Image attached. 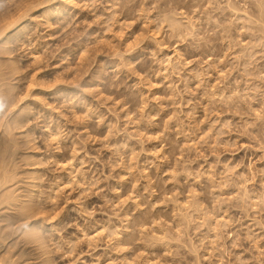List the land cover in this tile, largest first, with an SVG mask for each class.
<instances>
[{
	"label": "rangeland",
	"instance_id": "374dc122",
	"mask_svg": "<svg viewBox=\"0 0 264 264\" xmlns=\"http://www.w3.org/2000/svg\"><path fill=\"white\" fill-rule=\"evenodd\" d=\"M43 1L0 0V261L264 264V0Z\"/></svg>",
	"mask_w": 264,
	"mask_h": 264
},
{
	"label": "bare ground",
	"instance_id": "6f19581e",
	"mask_svg": "<svg viewBox=\"0 0 264 264\" xmlns=\"http://www.w3.org/2000/svg\"><path fill=\"white\" fill-rule=\"evenodd\" d=\"M45 2H47L46 4H48L49 5V3H51V5H52V12L53 11H59L60 10V8H62L63 6L66 8V9H68V10H71V9H73L74 8V3H73V0H45V1H43V3H45ZM227 2H228V0H227ZM43 3H40L41 5L43 4ZM40 4H39V6H40ZM232 3H231V1L229 0V5H231ZM258 4V3H257ZM63 5V6H62ZM260 5V4H259ZM262 5V4H261ZM62 6V7H61ZM255 6V5H254ZM227 7V6H226ZM235 6H229V8H232L231 10H233V8H234ZM255 7H257V6H255ZM50 9V8H49ZM63 9V8H62ZM253 9H254V7H253ZM259 9V8H258ZM258 9H257V11H258ZM261 9V8H260ZM234 10H235V8H234ZM237 10V9H236ZM255 10V9H254ZM253 10V11H254ZM233 12H235V13H238V10L237 11H233ZM260 11H258V15L260 14L259 13ZM26 13V12H25ZM28 13V12H27ZM30 13V12H29ZM50 13V12H49ZM54 13V12H53ZM254 13V12H253ZM255 13H256V11H255ZM56 14H57V12H56ZM261 14L263 15V12H261ZM255 15V14H254ZM253 15V16H254ZM262 15H259V17L261 18V20H262V17L264 16H262ZM46 17H47V15H45ZM258 17V18H259ZM50 18V17H49ZM19 19V18H18ZM21 19V18H20ZM256 19H257V17H256ZM7 21H8V19H6ZM5 20V21H6ZM10 20V19H9ZM12 20V19H11ZM10 20V21H11ZM49 20V19H48ZM264 20V19H263ZM5 21H3V22H5ZM6 21V22H7ZM9 21V22H10ZM258 21H260V19L258 20ZM257 21V22H258ZM3 22H2V24H3ZM14 22V20L12 21V22H10V23H8L7 22V24H5L4 23V26L2 25V24H0L1 25V27H0V40H2L3 38H6L12 31H14V30H16L17 28H14L13 26V23ZM259 23V22H258ZM262 23V22H261ZM15 24V23H14ZM261 26V25H260ZM262 27V26H261ZM263 29H264V27H263ZM263 29H262V31H263ZM18 30V29H17ZM261 31V33H262V36H263V40H264V31L262 32ZM19 32H21V31H19ZM16 33V32H15ZM12 34V33H11ZM9 37V36H8ZM3 42V41H2ZM1 42V43H2ZM1 159V158H0ZM1 161V160H0ZM3 163V162H2ZM2 163H0V165L2 164ZM2 168H3V166H1ZM1 169V168H0ZM4 178H5V176H3ZM4 178L2 179V174H1V179L2 180H4ZM0 179V180H1ZM6 179V178H5ZM3 183H5V182H3ZM2 183V184H3ZM243 196V195H242ZM226 221V220H225ZM43 227V226H42ZM34 230V229H33ZM32 230V232L31 231H29V235H30V237H31V235L33 234V236H34V231ZM31 233V234H30ZM27 236H28V234H27ZM0 264H12V262H8V263H5V262H1L0 261Z\"/></svg>",
	"mask_w": 264,
	"mask_h": 264
}]
</instances>
